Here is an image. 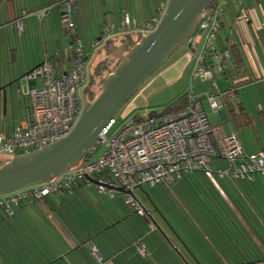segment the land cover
Masks as SVG:
<instances>
[{
	"label": "built area",
	"instance_id": "obj_1",
	"mask_svg": "<svg viewBox=\"0 0 264 264\" xmlns=\"http://www.w3.org/2000/svg\"><path fill=\"white\" fill-rule=\"evenodd\" d=\"M230 1L217 0L211 4L197 31L185 45L193 69L187 105L181 112H145L123 126H119L116 116L102 130L99 140L79 165L49 182L1 195L0 210L11 218L26 203L47 199L94 179L99 195L112 200L120 198L138 216L151 218V212L130 192L145 186L171 187L197 172L229 182H252L256 176H264V150L246 152L239 134L228 133L221 123H212L203 106L206 99L211 111L218 113L225 109L226 100L236 99L238 88L222 91L217 84V79L229 70L232 63L231 42L221 38L224 30L222 17ZM168 3L169 0L160 1L157 14L143 24L129 14L124 15L120 24H105L100 39L89 49L74 35L73 56L67 69L58 67L52 55H47L40 66L22 78L28 84L21 85L19 91L29 104V115L25 122L0 132V154L27 155L67 137L82 115L98 52L111 41L134 34L143 38L154 32ZM75 6L76 0H59L33 12L24 11L15 20V30L22 35L29 19L37 17L43 21L59 8L61 26L75 32ZM242 19L244 15H238L237 21ZM40 79L42 85L38 82ZM198 80L210 81L213 92L197 94L195 83ZM261 81L264 82V77ZM102 148L105 150L103 155L95 159ZM220 159L227 163V167L218 165ZM135 246L140 255H147L142 239L137 240ZM93 256L102 261L95 250Z\"/></svg>",
	"mask_w": 264,
	"mask_h": 264
},
{
	"label": "crops",
	"instance_id": "obj_2",
	"mask_svg": "<svg viewBox=\"0 0 264 264\" xmlns=\"http://www.w3.org/2000/svg\"><path fill=\"white\" fill-rule=\"evenodd\" d=\"M56 1L59 0H0V31L3 32L2 41L6 44L5 47L7 49L9 48V54L6 56L9 64L8 71L5 70L7 66L2 67V70H0V73H2V71L9 73V77L8 79L6 78L5 81L0 82V89L2 87H7V105L12 106L11 113L13 116L16 112V103L13 100L15 86H9V82H11V84H19L20 80L27 73L44 62L47 55H57V57L61 58L65 57L67 62L59 63V67L67 69L73 56V45L71 44L72 36L77 35L84 42L85 47L89 49L93 43L100 39L101 27L103 25L107 23L120 24L125 14H129L140 24H143L152 17L154 11L153 0H76V6L73 10V18L77 26L75 32L62 26L60 27L58 12H53L43 21H40L37 17H32L27 21L25 32L22 35L17 34L14 23L22 12H33ZM233 2L234 3L231 5L228 4L222 17L224 30L221 38L224 41H233V44L239 48L245 68L247 69L246 76L251 83L238 87L236 99L226 100L224 110H220L218 113L212 112L208 101V106L206 108L209 111L208 115L215 119V122L213 123L223 124L228 133L237 132L240 137L242 135L241 132H245L247 129L255 130L257 139L256 143H250L245 138L244 140L240 139L246 152L255 153L264 150V94H257L256 97L257 104L255 108L258 110V120H256L253 116V110L251 109L252 100L250 101L247 98V91H243L244 89L240 91V89L248 85H254V87L257 88L264 86V82L261 81L264 77V1L257 0V5L247 0H233ZM240 14L244 15V19L237 21V17ZM130 37L133 39V35ZM192 69L193 62L188 51L174 57L173 59L171 58L167 65L148 80L147 85L141 89V93L135 96V99H132V105L126 109L127 116H136L141 114V110H149L145 107L149 106L148 104L152 103L153 99L168 94L169 92L170 99L168 101L170 102L187 94ZM12 73L13 75L10 76ZM232 81L233 80L230 79L229 75H223L217 79L218 88L222 91L228 90L233 84ZM31 85L34 86L35 83L32 82ZM197 87L199 88L197 89ZM195 91L199 95H203L204 93L211 94L213 92L211 82L201 80L196 81ZM141 96L144 97L145 101L143 106H141L139 100ZM0 97L2 99V103L0 104V132L11 130L13 127L27 120L29 115V104L25 100V116L19 115V117H16L13 125L6 124L5 117L9 114V110L6 109V112L4 110L3 114L4 106L2 91L0 92ZM231 111H235V114L237 115L236 119L235 116H232ZM223 162L225 161L220 159L218 165L223 168L227 167V163ZM207 178L216 198L218 200L223 199L224 201H227L231 207L234 206L227 194V189L230 190L232 187L234 189L238 182L244 183L248 188L247 193L249 194V197H253L258 202L260 209L264 211V206L260 199V193L264 194V177L256 176L253 183L243 181L229 182L208 175ZM222 182L225 183V185H228L226 189L221 186ZM256 183V186L259 187V192H256V195L253 196V193L255 192L252 190L251 184ZM92 185L94 184L90 181L84 182L69 191L52 195L47 199L24 204L21 208L16 210L14 216L16 222L20 224L19 231L24 235L27 233L29 234V232L36 233L40 236L39 240L41 239V241L44 242L54 239L56 243L51 242V244L55 246L53 247L55 251L49 261L50 264H96L93 256L94 250L97 251L99 258L102 259L101 264H163L161 259L156 258L157 248L147 244L144 239L143 242L147 251V255L144 257L138 253L135 248L136 246H134V242L131 245H128L127 248L119 254H115L116 250L114 243L109 241L107 234L111 232L114 227H118L129 217H132L131 215H127L128 213H109L110 220H102L101 225H103V227L101 230L99 231L96 229L94 231V233L97 232L102 237H105L102 244L99 246L93 244V232H88L86 235L83 233L79 234L72 229L69 231L64 227V223L61 221L64 219L61 214L58 213L61 201H63L66 196H73L76 192L91 188ZM238 189L241 188L238 186ZM234 212V215L240 219L241 214L239 211L235 209ZM151 214V218L143 219H147L148 225L153 231L156 229L155 226L157 224L154 220H156L158 213ZM169 214L175 216L177 213ZM183 214L189 219L190 224H196L192 219L191 213ZM204 214L205 213H197L198 217H202ZM29 217L36 218L40 223H44L45 227H40V225L36 228L30 226L26 227L27 225L20 220ZM5 221L6 217L0 216V224ZM186 226H188L186 223H183V225L181 224L182 229ZM247 230L249 229L246 226V231ZM129 231L134 235V230H132L131 227ZM201 235L203 237V234ZM139 239H136V241ZM204 239H206V246H208L212 250L211 253L214 254H212V259H222L224 261L223 264L238 263L234 259L230 262L228 261V258L220 257L218 251H215V246L213 245L214 242L206 237ZM59 241L61 244L60 250L58 245ZM192 242H194L193 244L197 249L196 256L198 259L203 260L204 258L207 260V255H209V253L202 254L199 244H196L197 239L195 241L192 240ZM258 243L259 244L255 248H257L259 251L258 253L264 259V244L260 239H258ZM171 246L181 256L185 255V250H182L183 255L181 253V248L178 247L176 243H172ZM166 250L171 252L170 250L172 249L166 247ZM159 256L161 257V255ZM119 257L121 260L116 262V258L119 259ZM178 260L179 264H182L179 257ZM239 260H242V258H239ZM261 263L264 264V260L259 262V264Z\"/></svg>",
	"mask_w": 264,
	"mask_h": 264
},
{
	"label": "rangeland",
	"instance_id": "obj_3",
	"mask_svg": "<svg viewBox=\"0 0 264 264\" xmlns=\"http://www.w3.org/2000/svg\"><path fill=\"white\" fill-rule=\"evenodd\" d=\"M250 2H253L255 5H257V0H251ZM233 3V0H231L229 5ZM2 35L3 32L0 31V70H2V67L7 66L5 70L8 71L9 64L8 58H6V56L9 54V48L7 49L5 47L6 44L2 41ZM141 40V35H133L134 47ZM185 52H187L186 46L178 50L172 59L180 54H184ZM109 56L110 54H107L106 49L103 48L100 50L94 62L93 72H95L98 63L105 59L109 60ZM117 63H119V61ZM117 63H114V60H112L110 66L118 65ZM105 67L107 68V65ZM105 67L101 72L102 76L95 74V77L92 81V93H94L93 96H95V98L101 94L103 89L104 78L107 71ZM11 75H13V73L10 74V76ZM8 77L9 73L2 71V73H0V82L5 81V79H8ZM42 83L43 82L40 79L39 84L42 85ZM147 83L148 81L143 87H145ZM10 84L11 82H9V85ZM27 84V80L22 79V81L20 80V84L15 85L13 100L16 103V112L13 116L11 113L12 106L7 105L9 114H7L5 117L6 124L13 125L16 117H19V115L25 116V100L20 95L19 89L21 85ZM199 87H197V89ZM189 89L190 84L188 86V90ZM242 89H244L243 91H247V98L250 101L252 100L251 109L253 110V116L256 120H258V110L255 108L257 104L256 97L257 94H264V86L257 88L254 87V85H248L242 87L240 91ZM169 99L170 92L153 99L152 103L145 107L149 110H141L140 113L142 114L145 112L165 110L166 106L171 103L168 101ZM139 100L141 102V106H143L145 103L144 97L141 96ZM132 101L117 116L119 119V126L129 123L134 118L135 115L127 116L126 113V109L132 105ZM1 103L2 99L0 97V104ZM203 106L207 114H209V111L206 108L208 106L206 99L203 101ZM208 117L212 123L215 122L214 117L209 115ZM241 134L242 135L240 136V139L244 140L245 138L250 143H256L257 139L255 130L247 129L245 132H241ZM104 151L105 150L102 148L96 154L95 159H99L103 155ZM14 158V156H10L8 154H0V163L2 165H6ZM256 185L257 183L251 184L252 190L255 192L253 193V196L256 195V192H259V187ZM221 186L226 189L228 185H225V183L222 182ZM238 186L241 189H238ZM236 187H234V189L232 187L230 190L227 189V194L234 207H231L227 201H224L223 199L218 200L208 193L203 192L200 187L189 181L185 182L184 184H179L177 186L173 185L171 187L160 185L155 188L145 186L143 188L136 189L134 191V196L142 204V206L148 212L158 213L156 220L153 219L157 224L156 226L154 225L156 229L153 231L148 225L147 219H143L135 214V211L130 206L126 205L124 200L120 198L112 200L107 196L99 195L95 185H92V187L89 189L76 192L73 196H66V198H64V200L61 201V204L59 205L60 208L58 213L61 214L62 218L64 219L61 220L64 223V227L69 231L72 229L79 234L83 233L85 235L88 232H93V244L98 246L102 244V241L105 237H102L97 232H95V234L94 231L96 229L99 231L101 230L103 227V225H101L102 220H110L109 213H128L127 215H131L132 217H129L118 227H114V229H112V231L107 234L109 241L114 243L116 250L115 254H119L133 242L135 246L136 239L141 238L142 240L144 239L147 244L157 248L156 258L161 259L163 264H179L178 257L180 261H182V264H208L210 262H214L204 258L203 260L198 261L193 256L192 252L196 255L197 249L193 244L194 242L191 240L190 234L182 229L179 220H177L175 216L169 214L191 213L192 219L197 224H194L195 229L197 231L201 230L207 234L208 237L204 234L205 237L213 240L217 248L220 250L219 252H221L225 258H228V261L231 262L232 259L238 261L236 256L238 254L246 255L257 252V248L255 247H257L259 244L258 239H260L264 244V211L260 209L258 202L253 197H249V194L247 193L248 188L244 185V183L238 182L236 183ZM260 195L261 202L264 206V194L260 193ZM235 209H237L241 214V218L238 220L234 218ZM197 213L205 214L202 217H198ZM0 216L6 217V221L0 224V264H50L49 261L51 260L55 251L53 248L55 246L51 244V242L56 243L54 239L44 242L41 241V239L39 240L40 236L36 233L29 232V234L27 233L24 235L21 231H19L20 224L16 222L14 217L7 218L2 210H0ZM236 220L241 224L235 223ZM20 221L24 222L27 225L26 227L30 226L36 228L38 225H40V227H45L44 223H40L34 217H29ZM245 224L253 233H251L249 230H247L246 234L244 233L243 228L246 229ZM130 227L132 230H134V235L129 231ZM216 230L218 233H216ZM176 232L180 234V237ZM189 232L193 234L191 229ZM172 243H176L178 247L181 248L182 254V250H185V255L183 254L184 256H181L175 249H173L171 246ZM58 245L60 250V241ZM166 247H170L172 249L170 250L171 252H169V250L167 251ZM159 255H161V257ZM94 260L96 261V264H101L102 262L97 261L96 257H94ZM120 260V257L119 259L116 258V262H119Z\"/></svg>",
	"mask_w": 264,
	"mask_h": 264
},
{
	"label": "water",
	"instance_id": "obj_4",
	"mask_svg": "<svg viewBox=\"0 0 264 264\" xmlns=\"http://www.w3.org/2000/svg\"><path fill=\"white\" fill-rule=\"evenodd\" d=\"M215 1L169 0L154 32L143 37L131 50L129 45H121L112 51L109 60L119 63L106 78L101 94L92 103L85 98L82 115L72 132L43 149L16 156L6 165L0 164V196L49 182L79 165L110 120L118 116L144 84L193 37L205 11ZM1 91L6 112L7 87H2ZM89 181L97 184L94 179ZM118 190L125 192L123 188Z\"/></svg>",
	"mask_w": 264,
	"mask_h": 264
},
{
	"label": "trees",
	"instance_id": "obj_5",
	"mask_svg": "<svg viewBox=\"0 0 264 264\" xmlns=\"http://www.w3.org/2000/svg\"><path fill=\"white\" fill-rule=\"evenodd\" d=\"M152 3H153V6H154V8H153L154 11L152 13V16H154L158 12L160 0H153ZM53 12H58V19H59V24H60V27H61V23H60V9L56 8V9H54ZM102 27H101V29H102ZM221 37H222V35H221ZM74 42H75V39H74V36H72V43L71 44L73 45ZM121 45H129L130 46V50H131L134 47V41H133V39L130 36H127L126 38H123V39H118V40H115V41H111L110 43L107 44V46L104 49H106L107 54L109 55V54L112 53V51H114L117 47H119ZM230 47H231L230 49H231V53H232V63H231L232 65L230 66L229 70L224 74V76L229 75L230 79L233 80L232 81L233 84H232L231 88L232 87L233 88H238L240 86H244V85L250 84L251 82L246 76L247 75V69L245 68L244 61L242 59L241 53L239 51V48L236 45L233 44V41L230 43ZM52 58H53V60H55V63L58 65V67H59V63L61 64L62 62H64V63L67 62L65 57L61 58V57H57V55L56 56L52 55ZM111 62H112V60L105 59V60H103V61L98 63V65H97V67L95 69V72L92 73L91 85H92L93 78L95 77V74L98 75V76H102L101 72L103 71V69H104V67L106 65H107V68L106 67L105 68H106L107 71L105 70L106 71V74H105L106 76L104 78V82H105L106 77L114 72V70L116 69L117 65L110 66ZM117 62H115V63H117ZM90 93H91L90 94V98H88V97L87 98L92 103L96 98H95V96H93L94 93H92V92H90ZM187 101H188L187 94L182 95L179 98H177L176 100H174L173 102H171L168 106H166V109L162 110V111H163L164 114L179 113L185 108V106L187 105ZM231 113H232V116L233 117L235 116V119H236L237 115L235 114V111H231ZM258 176L259 177H264V176H260V175H258ZM188 181L193 183L194 185H197L198 187H200L203 192L208 193L209 195H211L214 198H216V195L214 194V192L212 190L211 184L208 181L207 175L204 172H197V173L188 175L182 181L176 183L174 186H177L179 184H184L185 182H188ZM254 181H255V179H254ZM254 181H252V182L251 181H243V182L253 183ZM175 218L177 220H179L180 224L183 225V223H186L188 225V226L184 227L185 232H188L190 234V237H191V239L193 241H195L197 239V243L196 244L197 245L199 244V247L202 250V254L209 253V255H207V260H211V261H214V262H210L208 264H223L224 263V261L222 259H215V258L212 259V254H213V253H211L212 250L208 246H206L207 245L206 244V240L204 239L205 235L207 236V234H205L204 232L201 231V234H203V237H204L203 238L202 235L200 234V230L197 231L195 229V227H194V224H190L189 219L186 218V216L183 213H177L175 215ZM234 218L238 220V217H236L235 215H234ZM237 220H236L235 223H240L239 221L237 222ZM235 227H236V224H235ZM190 229L193 231V234H191L189 232ZM243 231L246 234L247 231H246L245 228H243ZM176 233L180 237V234L178 232H176ZM216 233H218L217 230H216ZM208 239L210 241H213L210 238H208ZM213 245L215 246V251L216 252L218 251L219 256L224 258V256L221 254V252H219L220 250L217 248L216 244L213 243ZM192 254L199 261L198 257L193 252H192ZM236 256L238 258V261L236 260V262H238L237 264H259V262H261V260H264L262 258V256L258 253V250H257L256 253H253V254H246V255L245 254H238ZM239 258H242V260H239Z\"/></svg>",
	"mask_w": 264,
	"mask_h": 264
},
{
	"label": "flooded vegetation",
	"instance_id": "obj_6",
	"mask_svg": "<svg viewBox=\"0 0 264 264\" xmlns=\"http://www.w3.org/2000/svg\"><path fill=\"white\" fill-rule=\"evenodd\" d=\"M117 62V61H114V63ZM93 91V86L90 84V86L88 87V89L86 90V95L88 98H90V92Z\"/></svg>",
	"mask_w": 264,
	"mask_h": 264
}]
</instances>
